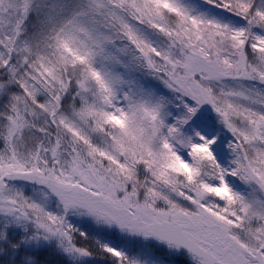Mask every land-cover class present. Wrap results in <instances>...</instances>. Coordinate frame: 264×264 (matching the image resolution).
<instances>
[{
	"label": "snow or ice",
	"instance_id": "6c2138e0",
	"mask_svg": "<svg viewBox=\"0 0 264 264\" xmlns=\"http://www.w3.org/2000/svg\"><path fill=\"white\" fill-rule=\"evenodd\" d=\"M0 264H264V0H0Z\"/></svg>",
	"mask_w": 264,
	"mask_h": 264
}]
</instances>
